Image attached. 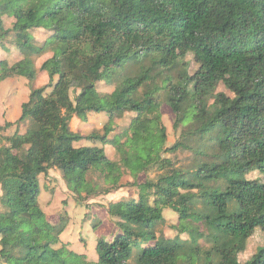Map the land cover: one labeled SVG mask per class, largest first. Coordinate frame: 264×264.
<instances>
[{
    "label": "trees",
    "instance_id": "obj_1",
    "mask_svg": "<svg viewBox=\"0 0 264 264\" xmlns=\"http://www.w3.org/2000/svg\"><path fill=\"white\" fill-rule=\"evenodd\" d=\"M114 45L121 52L111 56ZM180 51L194 56L193 75ZM39 73L49 84L0 126L26 125L0 147L4 264H243L250 239L264 234V0H0V84ZM99 83L115 89L101 94ZM164 105L181 131L172 147ZM136 112L158 123L160 145L135 119L114 132L116 119ZM103 113V134L71 130L74 117ZM180 151L191 153L187 165L165 157ZM51 170L81 203L138 189L106 208L117 233L98 240L96 261L61 243L66 224L41 208L40 176ZM152 171L157 180L139 183ZM166 211L178 215L174 239L163 234ZM244 264H264V246Z\"/></svg>",
    "mask_w": 264,
    "mask_h": 264
},
{
    "label": "rangeland",
    "instance_id": "obj_2",
    "mask_svg": "<svg viewBox=\"0 0 264 264\" xmlns=\"http://www.w3.org/2000/svg\"><path fill=\"white\" fill-rule=\"evenodd\" d=\"M14 19H7V26L14 23ZM42 34V33H41ZM39 38H42L40 36ZM121 52L120 46L114 45L110 50V55L114 56ZM184 58V61L189 66V73L193 75L199 68L192 54L180 51L178 54ZM4 58V54H3ZM10 64H13L18 58V54L9 56ZM47 56L37 61V66L40 67ZM256 72H258L259 66L257 63H253ZM231 72V66H225L223 73L229 75ZM49 84V78L46 74L39 73L37 79L33 82L25 78H11L0 84V126L5 127L6 123H15L18 121L22 114V105L29 100L31 91L34 89L44 88ZM114 85L99 83L98 91L101 94H108L114 91ZM51 89L48 88V92ZM219 91L230 94V92L223 86H220ZM91 126L85 127L87 120H81L83 123L74 125V130L83 129V133L86 131L103 134L104 127L109 122V117L106 113L95 115L91 114ZM132 119H135L140 127L149 133L153 141L160 145L162 141V133L159 125L153 120H145L140 113H126L121 118L116 119L113 124L114 132H118L119 128L124 126L128 127ZM175 116L171 112L167 105L163 106L162 110V122L167 131V147H172L181 136V131L174 130ZM26 132V125L20 124L18 126L0 130V147L8 146V138L19 133L21 137ZM22 140V138H20ZM165 157H170L173 160L181 161L180 163L184 166L189 163L191 153L187 151H180L176 155L166 154ZM17 164V153L14 151L10 156V167L15 168ZM53 173V172H51ZM158 172L152 171L149 175H141L139 177V183H144L147 179L157 180ZM248 179L255 180L260 179L258 173H253L248 176ZM132 179H125V184ZM41 184V198L39 200L40 205L44 213L47 215L48 220L53 223L63 220L66 224L65 232L60 237V242L70 244V249L77 253H86L90 260L96 261L98 259L96 254L97 242L101 238H105L107 241H112L117 229L115 227V220H112L106 215V208L111 201H117L121 199H137L138 189L134 187L125 186L119 192L112 194L108 197L91 199L88 202L81 203L77 198L69 192L66 184L62 178L61 172L55 170V173L48 174V176H40ZM1 196V192H0ZM97 217H102L104 220L100 225L98 224ZM164 217L167 222L163 227V234L169 239H174L178 236L177 231L174 227L178 224V215L172 211H166ZM97 225V226H95ZM99 226V227H98ZM97 227V229H95ZM183 238H187L183 235ZM264 246V234L257 232L250 239L247 250L239 256L241 263H247L256 254L257 249ZM0 264H4L0 260Z\"/></svg>",
    "mask_w": 264,
    "mask_h": 264
},
{
    "label": "crops",
    "instance_id": "obj_3",
    "mask_svg": "<svg viewBox=\"0 0 264 264\" xmlns=\"http://www.w3.org/2000/svg\"><path fill=\"white\" fill-rule=\"evenodd\" d=\"M100 115V114H99ZM98 116V115H97ZM80 123H83L81 120H79L77 117H74L73 119H72V121H71V124H70V126H71V130L73 131V132H75V133H78V134H80L81 136H84V137H87V136H89L90 134H92V133H96L94 130H92V132H89V131H86L85 133H83L82 131H83V129H85V127H87V126H91V117L89 116L88 117V120H87V124H84L83 123V125H84V127H83V129H81V130H77V131H75L74 130V125H79ZM120 128H124V126H122V127H120ZM119 128V129H120ZM105 152H106V154H107V156L108 157H110L111 159H115V150L112 148V147H110V146H105ZM51 172H53V173H55V170H51L50 172H49V175L50 174H53V173H51ZM122 190V189H121ZM120 191V190H119ZM118 191V192H119ZM115 193H117V192H115ZM115 193H113V194H115ZM110 195H112V194H110ZM110 195H108V196H110ZM108 196H105V197H108ZM40 198H41V196H40ZM101 198H104V197H101ZM97 199H99V198H97ZM121 200H123V199H121ZM117 201H120V200H117ZM117 201H111V202H117ZM110 202V203H111ZM109 205V204H108ZM106 215H107V217H109V215H108V213H107V210H106ZM96 220H100V221H102V223L104 222V220L105 219H103L102 217H97V219ZM60 221H58L57 223H59ZM53 223V222H52ZM57 223H55V224H57Z\"/></svg>",
    "mask_w": 264,
    "mask_h": 264
}]
</instances>
